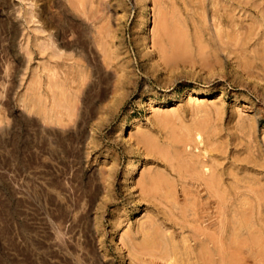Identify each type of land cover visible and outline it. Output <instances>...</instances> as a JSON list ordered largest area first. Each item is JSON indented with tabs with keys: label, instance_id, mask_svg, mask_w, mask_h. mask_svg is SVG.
Returning <instances> with one entry per match:
<instances>
[{
	"label": "rangeland",
	"instance_id": "obj_1",
	"mask_svg": "<svg viewBox=\"0 0 264 264\" xmlns=\"http://www.w3.org/2000/svg\"><path fill=\"white\" fill-rule=\"evenodd\" d=\"M203 263L264 264V0H0V264Z\"/></svg>",
	"mask_w": 264,
	"mask_h": 264
},
{
	"label": "bare ground",
	"instance_id": "obj_2",
	"mask_svg": "<svg viewBox=\"0 0 264 264\" xmlns=\"http://www.w3.org/2000/svg\"><path fill=\"white\" fill-rule=\"evenodd\" d=\"M146 20H147V15L145 14V15H143V17H142V19H141L140 22H142V23H143V22L146 23ZM146 25H147V24H146ZM144 42H145V43L147 42V37H145ZM146 45H147V44H146ZM126 126H127V124H124L123 127H122V129H125ZM122 129H121V130H122ZM139 163H140V162H139ZM133 164H134V163H133ZM134 165H135V164H134ZM132 169H133V168H132ZM130 172H131V171H130ZM127 178H128V177H127ZM212 179H213V178H212ZM212 179H211V180H212ZM207 182H208V180H207ZM207 182H206V183H207ZM212 185H213V184H212ZM212 188H213V187H212ZM213 191H214V190H213ZM215 192H216V191H215ZM211 236H212V235H211ZM213 237H214V236H213ZM259 240H260V238H259ZM258 242H259V241H258ZM206 243H207V242H206ZM213 246H215V245H213ZM215 247H217V246H215ZM219 248H220V247H219ZM216 249H217V248H216ZM225 250H227V249H225ZM208 251H209V250H208ZM216 251H217V250H216ZM222 252L224 253L223 250H222ZM220 253H221V252H220ZM226 253H227V252H226ZM219 256H220V255H219ZM225 257H226V256H225ZM222 259H223V258H222ZM234 262H235V261H234ZM204 263H205V262H204ZM204 263H203V264H204ZM229 263H230V262H229ZM233 264H234V263H233Z\"/></svg>",
	"mask_w": 264,
	"mask_h": 264
}]
</instances>
